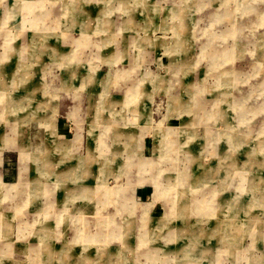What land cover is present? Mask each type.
Segmentation results:
<instances>
[{"label": "rangeland", "instance_id": "374dc122", "mask_svg": "<svg viewBox=\"0 0 264 264\" xmlns=\"http://www.w3.org/2000/svg\"><path fill=\"white\" fill-rule=\"evenodd\" d=\"M97 114V192L54 205L46 160L85 154ZM0 149V264H264V0H0Z\"/></svg>", "mask_w": 264, "mask_h": 264}, {"label": "crops", "instance_id": "0c3cea01", "mask_svg": "<svg viewBox=\"0 0 264 264\" xmlns=\"http://www.w3.org/2000/svg\"><path fill=\"white\" fill-rule=\"evenodd\" d=\"M177 8V9H176ZM175 8V10L177 11L176 13H180V11L179 10H182L180 7H176ZM102 21H105V23H103ZM100 24H102L103 25V27L101 26L100 28H101V30H103L104 32H106L107 34H106V36H110L114 31H115V28H113V27H117V29L119 30V28L121 29V27L122 26H120V27H118V25H114L113 23V27L110 25V21H107V20H104V18L101 16V23H99V25ZM90 26V24H86L85 25V28L88 30V27ZM81 28H82V26H81ZM116 29V30H117ZM97 30V29H96ZM119 32V31H118ZM111 33V34H110ZM114 34V33H113ZM114 37L116 38V36L114 35ZM102 38V37H101ZM114 39H110L107 43H105V44H110V41H113ZM119 44L121 45V42H120V40L118 41V43H117V47L119 46ZM117 52H118V50H116V49H113V50H109L107 53H104V55H102L101 57L102 58H104V59H107L106 61H110V62H118V59H119V57H117L116 58V55H117ZM141 58H142V56H140L139 58L137 57V56H135L134 58H133V60H132V63H138V62H140V60H141ZM127 68H125L124 70H125V73H124V75H127V73H126V70ZM121 74H123V73H121ZM93 76V77H92ZM119 77H121L120 75L118 76V78ZM91 79V81H90V79ZM89 78H87V76L84 78V81H85V84H87V83H89V85H91L90 87H93L94 89H95V86L97 87V86H101V90H100V93H99V96H100V98H99V100L101 101V97L103 98V95H104V93H102V92H105V91H103L104 90V88H105V84H106V80H107V78L104 80V83H103V80H101L99 77H98V75H93V74H91V77H89ZM33 81H35V80H33ZM33 86V85H32ZM36 87V86H35ZM133 89H135V87L133 88ZM108 90V89H107ZM106 90V91H107ZM137 92V91H136ZM79 93H81L80 92V90H76L75 91V94H74V96L76 97V98H78V97H81V94H79ZM107 94V93H106ZM145 95H147V93H145ZM108 96H110L109 97V100H111V104H112V98H111V95L109 94ZM108 100V101H109ZM173 100H175V101H173ZM99 101V102H100ZM172 104H173V106H175L174 105V103L176 102V101H179L177 98H172ZM180 102V101H179ZM181 103V102H180ZM108 104V103H107ZM180 106H181V104H180ZM77 107H79V105H77V106H75V108H77ZM174 108H176V109H178V106H175ZM98 116H97V118L98 119H96L95 121H93L91 124H90V128H89V132L87 133L88 134V139L86 138V141H87V148H86V153L85 154H83V155H80L79 157L78 156H71V155H69V153H65V152H62V153H60L61 154V156H59V152H56V151H53V152H56V153H58L57 155H58V157H57V159H56V161L54 162V160H52V159H50V158H47V162L45 163V167H52V164H53V166H54V170L53 171H51L52 173H53V177L55 178V179H51L50 180V182H45V183H49V184H51L52 182H54V183H56V188L54 189V190H51L50 192V195H49V198H48V200L47 201H49V202H51V203H53L54 205H60L61 206V204H63L67 199L69 200L70 198H71V196L72 195H74V194H76V197L75 198H77V197H86V198H89V197H91V193H93V192H97V187L94 185V186H92V185H90V184H88L87 182L88 181H91V178H89V175H93V176H96V174L94 173V169H98V167L99 166H97L96 168H95V158H94V152L91 150V147L93 146L94 147V142H95V139H96V137L98 136V134L96 133V130L97 129H99L98 128V126L97 125H99L100 123H96L97 122V120H99V118L100 117H103V118H105L104 116H101L100 114H97ZM100 116V117H99ZM51 122V121H50ZM53 124H54V127H53V130H54V132H55V135L56 134H58L57 133V130L55 129V123L54 122H52ZM106 124V123H105ZM105 124H102V125H104V128H106V125H108L107 127H109L110 128V130H109V133H108V136H111V138H112V140H111V142L113 141V140H116V134L117 133H113V130H111L112 129V127L113 126H115V125H113L112 126V123L111 124H109V123H107L106 125ZM101 125V124H100ZM144 125V124H143ZM142 125V126H143ZM144 127H146V126H144ZM104 128H102V129H104ZM47 129V128H46ZM95 130V131H94ZM100 132L102 133V130H100L99 131V134H100ZM94 134L96 135V137H94ZM90 135H91V137H92V135H93V138H92V143L93 144H91V141H90ZM101 135V134H100ZM130 135V134H129ZM143 137H144V135H143V133H136L135 135H130V139H132L133 138V142L132 143H129V149L127 150V151H129L130 149L131 150H133V149H136L137 150V148H139L140 150H141V148H142V146L144 145V142H145V139H143ZM80 138H83V133H81V126L80 125H77L76 124V128H75V133H74V135L72 136V137H70L69 139H70V141H72L74 144H79L80 143ZM89 143V144H88ZM109 143V142H108ZM133 145V146H132ZM113 149V148H112ZM138 149V150H139ZM116 149H113V152L115 151ZM131 150H130V152L129 153H127V155H126V160H127V158L129 157V156H133V157H135V155H133V153H131ZM20 151H22V150H18V152H19V159H20V162H24V160H22L21 159V152ZM27 151V150H26ZM29 151V150H28ZM51 151V150H50ZM30 152H32V154H39L38 155V158L36 157H34L35 159H41V151H33V150H30ZM52 151H51V153L50 154H52L51 156H56V154L55 153H53ZM113 152H112V154H113ZM117 152V151H116ZM89 153V155L90 156H92L91 157V163H89V162H87L90 158H87L86 157V155ZM3 151H2V149H0V161L2 160V158H3ZM112 154H110L108 157H106V160H108L109 158H111V157H113V156H111ZM50 156V155H49ZM55 159V158H54ZM135 160H136V158H135ZM147 160V159H146ZM25 161H28V160H25ZM63 163V165H65V167L64 168H58V165H61ZM102 164H103V162H102ZM57 165V166H56ZM67 165V166H66ZM27 166V170H25V167ZM25 167H24V169H22V171H24V172H22V173H20V175H27L28 174V169H29V165H28V163H27V165H26ZM120 166V165H119ZM100 170V172L102 173L103 172V165L102 166H100V168H99ZM120 168L118 167L117 168V171L119 170ZM163 169H164V167H163ZM50 170V169H49ZM20 172H21V168H20ZM131 174H134V172L132 171V173ZM92 177V176H91ZM4 185H7L6 183H4ZM141 185H143V186H141ZM139 186H141V187H139ZM93 187H94V189H93ZM121 187V186H120ZM132 186H130V189H129V191H130V194H133V193H141V194H145V193H147L148 192V190H149V188L148 187H145L144 186V183L142 182V183H138V185H136V186H133L134 188H133V190H132V188H131ZM138 187V188H137ZM113 189V188H115V186H111V187H108V188H103L104 189V191H105V193H103L102 195H103V197H106L107 199L109 198H112L113 199V202L114 203H116L118 206H119V210H120V207H126V209L127 210H130V212H131V210L134 208V207H136L137 206V203H136V201L134 200L133 202H131L132 201V197H127V194L126 193H120L119 194V196H122V202L123 203H119L118 201H120V198H118V196H114L113 194H109L108 192H110V191H108L109 189ZM124 191V192H126V190H124V187L122 186V188H120V192L121 191ZM100 195V194H99ZM99 195H93V196H95V198L97 199L98 198V196ZM32 196V195H31ZM31 196H30V198H31ZM126 199H127V202H126ZM130 202V203H129ZM151 201H149V202H144L141 206V208H142V211H144L146 208H148L149 207V203H150ZM135 203V204H134ZM81 207H82V205H81ZM159 207H161L160 205H155V207H154V210L155 211H157V209L159 208ZM83 209H84V207H82ZM130 208V209H129ZM17 210H20V209H17ZM142 211H141V213H142ZM160 212H161V208H160V210H159ZM49 212L50 213H52V210L51 209H49ZM129 211H128V213H130ZM160 212H158V213H160ZM140 213V214H141ZM45 214V213H44ZM43 214V215H44ZM53 214H55V212H53ZM18 218H20V220H22L21 219V216H20V211H18V216H17ZM124 218V217H123ZM126 220H129V219H126ZM122 222H125V223H128V221H122ZM22 224H25L24 223V221L22 220ZM124 227V224H122V225H118L117 226V228L115 227L114 229H113V231L114 230H118L117 232L115 231L113 234H114V236H115V238H119V239H123V244H124V241H127V238H128V233H125V232H123L122 231V228ZM75 228V227H74ZM104 238V237H103ZM129 245H131V243H130V241H128V242H126V244H125V246L126 247H128ZM118 251H120V249L118 250ZM121 252V251H120ZM118 254V253H117ZM108 256H109V254H107ZM108 257L106 256L105 257V260L107 259Z\"/></svg>", "mask_w": 264, "mask_h": 264}, {"label": "bare ground", "instance_id": "6f19581e", "mask_svg": "<svg viewBox=\"0 0 264 264\" xmlns=\"http://www.w3.org/2000/svg\"><path fill=\"white\" fill-rule=\"evenodd\" d=\"M3 96V95H2ZM5 100V99H4Z\"/></svg>", "mask_w": 264, "mask_h": 264}]
</instances>
